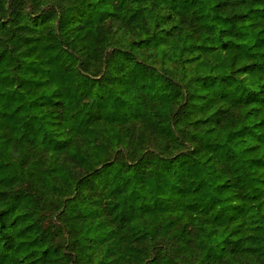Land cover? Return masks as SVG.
Returning a JSON list of instances; mask_svg holds the SVG:
<instances>
[{
	"label": "clouds",
	"instance_id": "9594fccd",
	"mask_svg": "<svg viewBox=\"0 0 264 264\" xmlns=\"http://www.w3.org/2000/svg\"><path fill=\"white\" fill-rule=\"evenodd\" d=\"M0 264H264V0H0Z\"/></svg>",
	"mask_w": 264,
	"mask_h": 264
},
{
	"label": "trees",
	"instance_id": "16d2710c",
	"mask_svg": "<svg viewBox=\"0 0 264 264\" xmlns=\"http://www.w3.org/2000/svg\"><path fill=\"white\" fill-rule=\"evenodd\" d=\"M228 130H229V129L226 127V128H225V134H227Z\"/></svg>",
	"mask_w": 264,
	"mask_h": 264
}]
</instances>
